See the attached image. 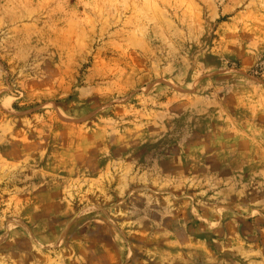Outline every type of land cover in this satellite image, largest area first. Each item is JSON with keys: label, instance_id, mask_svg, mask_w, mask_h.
I'll return each mask as SVG.
<instances>
[{"label": "rangeland", "instance_id": "374dc122", "mask_svg": "<svg viewBox=\"0 0 264 264\" xmlns=\"http://www.w3.org/2000/svg\"><path fill=\"white\" fill-rule=\"evenodd\" d=\"M0 264H264V0H0Z\"/></svg>", "mask_w": 264, "mask_h": 264}]
</instances>
